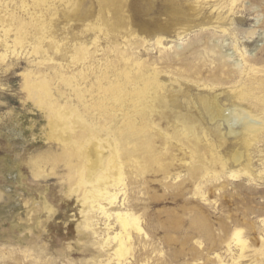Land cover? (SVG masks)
Returning <instances> with one entry per match:
<instances>
[{
	"label": "rangeland",
	"instance_id": "obj_1",
	"mask_svg": "<svg viewBox=\"0 0 264 264\" xmlns=\"http://www.w3.org/2000/svg\"><path fill=\"white\" fill-rule=\"evenodd\" d=\"M232 1L1 0L0 41L8 43L0 42V264H103L116 247L102 248L104 221L97 226L101 234L86 227L91 205L70 176L77 174L81 156L48 138L47 117L26 87L25 73L33 74V82L34 73L43 69L37 64L43 53L33 52L35 44L66 66L72 64L75 48L87 45L92 62L112 61L122 70L146 60L142 70L150 69L149 76L152 70L159 72V100L146 106L145 135L134 137L150 139L146 151H138L140 159L148 156L147 171L126 161L124 170L129 200L146 231L144 246L138 243L139 249L145 247L141 258L147 256L149 264H218L216 253L226 255L225 231L235 227L248 237V250L262 247L264 131L249 134L242 118L231 114L226 120L214 106L217 100L224 115L248 111L258 126L264 125V101L259 104L251 83L236 70L245 60L264 66V0ZM19 19L30 26L25 46L14 50ZM159 35L166 37L171 53L193 45L195 52H186L183 60L190 68L175 63L170 69L162 63V47L145 49L142 40L152 43ZM83 64L79 61L69 71L76 73ZM222 66L235 75L215 93L207 85L215 76L225 77ZM134 75L135 81L144 76L139 71ZM93 79L91 74L86 82ZM124 108L130 110L132 103ZM123 118L117 111L113 122L121 124ZM136 120L140 126V117ZM123 146L131 149L134 143ZM237 152L242 154L239 162L234 161ZM242 168L254 179L226 174ZM121 202L112 210L120 209ZM196 221L205 227L193 226ZM226 259L231 261L228 255Z\"/></svg>",
	"mask_w": 264,
	"mask_h": 264
},
{
	"label": "bare ground",
	"instance_id": "obj_2",
	"mask_svg": "<svg viewBox=\"0 0 264 264\" xmlns=\"http://www.w3.org/2000/svg\"><path fill=\"white\" fill-rule=\"evenodd\" d=\"M18 21L19 31L16 32L14 39V50H16L18 44L20 47L25 46L27 29L30 26L23 19ZM165 38V36L159 35L152 43L142 40V44L145 49L162 47L163 49H160V51H163L161 59H165V62L162 63L167 64L170 69H173L172 66L175 63L180 67L190 68L191 64H185L183 60L186 57V52L191 51V54L195 52L191 48L193 45L171 53L169 51L171 47H166L164 44ZM179 39L183 40L184 37L179 34ZM0 42L8 43L5 39ZM75 49V54L71 60L72 64L66 66L54 61L48 55L47 49L43 48L41 44H35L33 52L36 54L43 53L37 61V64L43 69L34 73L33 82L29 80L33 74L25 73L27 78L26 87L35 105L47 117L48 138L64 145V150L69 154L76 153L81 156L82 161L80 160L76 168L77 174H70V176L76 180L73 185L79 186L84 193L85 202H89L91 205V210L87 213L86 227L98 233L97 226L100 221H104L106 230L105 235L102 236V248H110L116 244V247H113L114 251L102 263L149 264L147 256L142 258L139 256V251L145 247L139 249L138 243L144 246L142 237L143 234H146V231L141 215L136 211L135 204L129 200L128 180L124 170L126 162H129L132 168L141 169L144 173L147 171L148 156L140 159L139 154L143 150L146 151L148 147L145 146V143L149 142L150 139L146 136L145 139L134 140V137L139 132L145 135L148 128L144 119L146 106L152 100H159V97L156 96L158 90L161 89L158 81L159 72L152 70V75L149 76L147 72L150 69L146 67L142 70L146 60L135 61L133 67H125L120 70L117 68V64L113 65L112 61L111 63H95L91 59L89 60L91 51L87 45L78 46ZM15 52L13 51L14 54L22 55L21 52ZM122 58L126 62L130 60L126 54H123ZM177 60L183 62H177ZM79 61L84 63L83 67L76 73L70 72L69 68H73V65H76ZM241 63L238 64L236 70L242 79L246 76L245 80L251 83L248 86L255 91L254 94H257V99L261 104L264 101V66H257L258 60L254 64H248V60ZM112 65L114 68L111 69L110 66ZM135 71L142 72L144 74L143 78L135 81ZM220 71L225 77L215 76V80L207 85L215 93L223 89L225 81L235 75L233 69L228 68L225 70L223 66ZM91 74H94L95 80L93 79L94 82L89 84L86 80L89 79ZM78 78H82L84 81L80 82L77 80ZM186 78L194 79L192 76H186ZM200 80L201 78L197 79V81ZM53 81H56L55 85L52 84ZM61 84L67 86L68 90L63 89ZM203 85L206 84L203 83ZM95 86L97 93L94 92ZM259 92L262 93L261 96L258 95ZM86 93H90V99H87ZM246 95H249V93ZM128 103H132V108L125 111L124 105ZM217 104L218 101L216 100L214 108L218 116L224 117L226 120L231 117V114L235 120H241L242 118L245 129L249 134H254L258 130L264 131V125L258 126V120H253L248 111L244 112L243 115H234L231 112L228 113L229 115H224V109ZM117 111L123 112L124 118L121 124L113 122ZM138 116L142 121L140 126H137L136 117ZM103 132L107 136L104 137ZM111 137H114L115 144H112ZM132 143H134V146L131 149L123 146ZM241 157L242 154L237 152L234 161L239 162ZM222 163L225 167L227 161L223 160ZM99 170L102 171L98 173ZM111 171L113 174H110ZM204 174H210V172ZM226 174L229 177L246 175L250 180L254 179L251 178V174L246 168L227 171ZM197 192L201 193L202 187H197ZM120 202V209L112 210ZM202 224L205 227L204 223L197 221L193 222L192 225ZM262 227L264 230V217L262 218ZM111 230H114L115 233L110 234ZM204 233H209V230L205 229ZM243 234L241 227L226 229L224 234L225 244L223 245V248H225L224 254L226 255L216 253L218 264H241V261L248 257L251 258L249 264H264V236H261L262 247L256 250H248L252 246L248 243V237ZM249 251H253L254 254H249ZM227 255L231 258V261L226 259Z\"/></svg>",
	"mask_w": 264,
	"mask_h": 264
}]
</instances>
